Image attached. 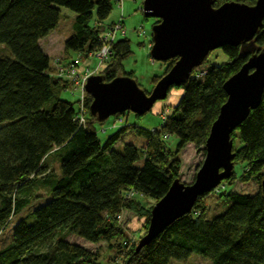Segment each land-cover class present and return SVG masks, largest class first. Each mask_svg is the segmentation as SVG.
<instances>
[{
	"label": "trees",
	"instance_id": "trees-1",
	"mask_svg": "<svg viewBox=\"0 0 264 264\" xmlns=\"http://www.w3.org/2000/svg\"><path fill=\"white\" fill-rule=\"evenodd\" d=\"M226 1L230 0H214L213 5L219 7ZM114 2L0 0V45L7 50L0 54V229L29 206L31 186L39 176H47L50 153L57 156L59 167L58 175L50 173L44 181L50 185V198L31 210L30 219L19 218L13 224L11 240L0 248V264H99L90 249L68 241L66 235L111 244L123 232L117 219L121 211L138 215L143 208L141 198L161 199L172 181L179 179L178 162L167 161L166 139L176 137V154L191 143L204 155L210 126L227 97L224 81L249 56L264 49L263 20L251 44L223 46L226 62L209 63L200 78L192 71L188 80L172 87L181 88V96L169 113L165 110L160 115L162 123L157 129L125 124L100 142L96 122L103 121L88 111L91 97L84 96L85 123L79 122L74 102L59 96L72 85L59 75V69L82 56L88 60L99 50L102 36L112 24L103 26ZM60 8L75 17L71 35L63 42L64 57H55L50 63L39 41L58 25ZM110 51L98 75L106 82L120 75L134 78L122 65L132 54L129 40L115 39ZM162 63L164 75L175 59ZM160 77L156 75L152 82ZM262 92L257 107L230 136L233 165H243L242 181L260 182L264 176V89ZM208 193L198 196L190 212L139 250L134 246L125 251L121 264H170L171 260L185 261L193 253L211 264H264L262 191L250 195L226 192V209L211 218L203 205Z\"/></svg>",
	"mask_w": 264,
	"mask_h": 264
},
{
	"label": "water",
	"instance_id": "water-1",
	"mask_svg": "<svg viewBox=\"0 0 264 264\" xmlns=\"http://www.w3.org/2000/svg\"><path fill=\"white\" fill-rule=\"evenodd\" d=\"M214 0H143L146 18L158 21L152 26L150 58L152 61L175 63L144 92L130 76H117L106 82L91 74L84 89L91 97L88 111L103 121L109 116L131 111L147 113L159 99L167 97L173 86L189 79L211 51L225 45L251 44L264 20V0L253 5L236 1L214 7ZM226 100L204 144V158L189 184L174 179L167 192L152 206L147 233L141 237L139 250L175 219L190 212L196 198L214 190L232 173L233 141L231 133L239 127L251 109L259 104L264 89V49L247 58L244 65L224 81ZM264 195V178L261 181Z\"/></svg>",
	"mask_w": 264,
	"mask_h": 264
},
{
	"label": "rangeland",
	"instance_id": "rangeland-1",
	"mask_svg": "<svg viewBox=\"0 0 264 264\" xmlns=\"http://www.w3.org/2000/svg\"><path fill=\"white\" fill-rule=\"evenodd\" d=\"M143 0H123L122 11L119 9L116 2L112 3V11L109 16L104 20L103 26L108 27L111 23L117 22L122 12V20L126 31L125 35L117 34L116 40L126 37L131 45V55L122 61L125 72L132 71V75L137 85L144 91L149 93L155 86L156 81L152 82L156 75L163 76L165 63L159 61H152L150 58V46L152 44L151 34L152 26L154 22H157L155 18H146L142 11ZM234 1V0H230ZM228 1V2H230ZM227 2V1H226ZM240 3V2H239ZM61 16L58 21V25L54 29V32L49 38H46L40 42L42 49L46 51L50 57V63L55 57L63 58L64 56V40L71 35L72 32V21L75 14L66 8H60ZM144 31L143 34L140 32ZM150 42V46H149ZM0 54H7V50L0 45ZM72 56H74L72 54ZM80 60V59H79ZM226 56L223 54L221 49H216L210 52V54L203 60V63L193 69L194 72L199 73L210 63L222 64L226 62ZM88 63V64H87ZM80 69L83 71L84 68L89 65L90 69H96L95 75H98L100 70L105 66L104 63L97 65L96 59L90 57L88 60L82 56L80 63ZM121 76V75H120ZM74 86L70 85L68 89L63 90L59 93L62 99L70 100L74 102V109L77 110L79 107V91L73 89ZM182 89L171 88L164 99L157 100L147 113L135 117V114L131 111H124L121 114H115L104 119L103 122H96V132L100 142L106 138L107 135L111 134L117 128L128 125H140L145 128H158L162 123L163 112L166 110L169 113V109L177 103L181 96ZM87 95V94H86ZM176 137L170 135L166 139L167 144V161L176 160L178 162V178L181 183L189 184L193 181L195 171L198 169L204 158L203 150L196 149L193 144L188 143L183 147L180 153L176 154L175 145ZM238 141H235L237 146ZM175 157V158H174ZM45 168L47 169V176L50 173L56 175L59 174L58 158L54 152L50 153ZM264 169V167H263ZM234 173L231 178L222 180L215 191H210L203 200V205L206 207L205 215L208 218L217 215L224 211L227 207L225 204V194L228 191L243 192L245 194H254L257 191H261V181L249 179L242 181L239 175L243 171V165L241 162L235 163L233 166ZM47 176H39L38 180L31 186V198L30 204L25 209L20 211L18 215H14L7 220V223L0 229V248L4 247L11 240V231L13 224L18 221L19 218H29L31 210L40 205L48 198H50L51 190H49ZM234 176V177H232ZM264 178V176H263ZM223 193V195H222ZM141 198V197H139ZM143 208H141L139 214H135L134 211H121L120 218H118V224L121 226L122 233L112 243H105L99 241L97 243H89L80 237L73 236L71 234L66 235V239L72 243H77L85 248L87 247L96 255V260L99 264H121L125 257V251L130 250L131 247L137 246L139 240L143 235L147 233V226L149 223V214L152 206L156 201L151 198H141ZM143 215V217H141ZM30 219V218H29ZM119 247V249L117 248ZM170 264H211L210 260L205 259L199 254L193 253L185 261H170Z\"/></svg>",
	"mask_w": 264,
	"mask_h": 264
},
{
	"label": "built area",
	"instance_id": "built-area-1",
	"mask_svg": "<svg viewBox=\"0 0 264 264\" xmlns=\"http://www.w3.org/2000/svg\"><path fill=\"white\" fill-rule=\"evenodd\" d=\"M119 9L122 8L123 5V0H114ZM122 11V9H121ZM122 12L120 13V17L117 20V22L112 23L109 28L106 30V33L103 34L102 36V41L103 44L99 48L98 51H96L94 54L91 55L94 59L97 61V65H100V63L106 61L109 56L111 55V42H113L116 39V35L122 34L125 35L126 31L124 28L123 20H122ZM141 34L144 33V31L140 32ZM150 46V43H149ZM80 61L79 59L74 60L73 62H69L67 66L60 67L59 69V75H63L65 78H68L71 81V84L73 89L79 91V107L76 110L77 115L76 118L78 119L79 122L85 123V111H84V96L86 94V91L84 89V85L89 78V75L95 74L96 69H90L89 68H84L82 71L80 69L79 65ZM196 78H200L202 74L204 73L203 71H200L199 73L193 72ZM167 137V136H166ZM120 218V215L117 217V219Z\"/></svg>",
	"mask_w": 264,
	"mask_h": 264
},
{
	"label": "crops",
	"instance_id": "crops-1",
	"mask_svg": "<svg viewBox=\"0 0 264 264\" xmlns=\"http://www.w3.org/2000/svg\"><path fill=\"white\" fill-rule=\"evenodd\" d=\"M53 32H54V31L50 32L46 37H43V39H41V40L39 41V44H40V42H41L42 40H44V39H46V38H49ZM40 46H41V45H40ZM45 52H46V51H45Z\"/></svg>",
	"mask_w": 264,
	"mask_h": 264
}]
</instances>
